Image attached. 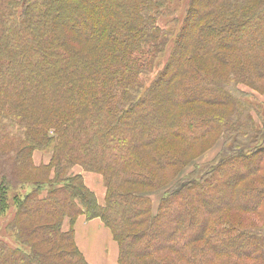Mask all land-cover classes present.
Returning <instances> with one entry per match:
<instances>
[{
    "label": "trees",
    "instance_id": "1",
    "mask_svg": "<svg viewBox=\"0 0 264 264\" xmlns=\"http://www.w3.org/2000/svg\"><path fill=\"white\" fill-rule=\"evenodd\" d=\"M173 2L0 0V264H89L82 215L120 264H264V109L239 88L264 85V0H191L171 34ZM76 166L103 176V205ZM33 174L48 188L21 196Z\"/></svg>",
    "mask_w": 264,
    "mask_h": 264
},
{
    "label": "rangeland",
    "instance_id": "2",
    "mask_svg": "<svg viewBox=\"0 0 264 264\" xmlns=\"http://www.w3.org/2000/svg\"><path fill=\"white\" fill-rule=\"evenodd\" d=\"M190 4H191V0H174L173 3L169 4L168 9L164 11L163 15L161 17H159L158 24L163 29L169 31L171 34L179 33V31L182 29V27L186 23V17H187L189 8H190ZM174 45H175L174 42H169L167 44V47L165 49V52L160 56V58H161V60H160L161 61V63H160L161 66H159V68L157 70L155 69L152 72V74H150V76L148 75V77H147L148 78L147 79L148 80V85H151L152 84V82L157 78V76L161 72V70L168 63V61L171 58V56L173 54V51L175 49ZM234 55H238L237 52H234ZM242 86L243 87H239V88L243 92L249 91V92H247L248 95H249L248 99L250 98V100L253 101L254 104H256L255 105V109L256 110H263L264 109V85H261L260 87L258 86V88H256V89H255V87H250V86H246V85H242ZM258 117H259L258 120L260 119V121L262 119H264V112H261L260 111L258 113ZM257 124L260 125V122L258 121ZM260 129H263V128L260 127ZM224 141L221 140L218 143V145L216 147H214V149H212V150L208 151L207 153H205V155L203 156V158L200 159V163L199 164L202 165V166H206L207 163H209V164L210 163H215L216 162V159H218L222 155H225L226 156L229 153H231L230 150L227 149L228 148V143H226V149H225V142ZM246 142H247V140L245 139L244 140V143H246ZM221 151L223 152L222 154H220ZM50 156H51L50 153L36 152V153H34V162L37 163V164L39 162L49 163L50 162ZM195 169L196 168H193V166H192V167H189L188 168V171H191V170L192 171L193 170L195 171ZM81 170L83 172H85L80 166H76L72 170V172H70V174L68 176L78 175V173ZM200 172L201 171H199L198 175H200ZM89 173H91V172H89ZM80 174L83 175V173H80ZM87 174H88L87 172L84 173L83 178ZM94 174H98V173H94ZM88 175L95 176V175H92V174H88ZM34 180H39L40 181L39 182V186H43V189L48 188V185L49 184L44 181V180H46L45 177H42V175H35V174H33L32 176H30L28 178V181H29L28 182V185L24 186L23 189L21 188V191H20V189L18 190V192L20 193L21 196L25 195L26 193H28V192H30L32 190V188L35 185ZM84 181H85V178H84ZM41 183H44V184H41ZM104 183H105V180H104ZM105 187H106V184H105ZM46 191L47 190H45L44 193ZM106 191H107V188H106ZM15 193H17V192H14V190H11L10 193H9V200L11 202V205L14 202L13 194H15ZM164 194H165V192H157V193H154L152 195L153 201L155 203H158L159 200L161 199V197ZM15 212H16V207L13 204L12 207L8 209V211L6 212V214H4L3 216L0 217V238H3V236H5V231L4 230H5V228H6L7 224H8V221L13 217V215L15 214ZM65 224H67V228L65 230H68L69 229V220H66L65 221ZM75 225H76V223H75ZM75 225H74V227H75ZM107 229L110 230L109 228H107ZM75 239H76V237H75ZM8 241H11V243L13 244L14 239L12 238V236L8 239Z\"/></svg>",
    "mask_w": 264,
    "mask_h": 264
},
{
    "label": "crops",
    "instance_id": "3",
    "mask_svg": "<svg viewBox=\"0 0 264 264\" xmlns=\"http://www.w3.org/2000/svg\"><path fill=\"white\" fill-rule=\"evenodd\" d=\"M42 162H39L40 164ZM84 173L82 170L78 173ZM86 175L85 184L97 195L101 205L105 202L106 187L104 178L100 174L89 173ZM68 222V221H67ZM67 224H64V229ZM76 243L85 255L89 264H119V246L114 240L112 233L99 219L88 220L80 216L75 225Z\"/></svg>",
    "mask_w": 264,
    "mask_h": 264
}]
</instances>
